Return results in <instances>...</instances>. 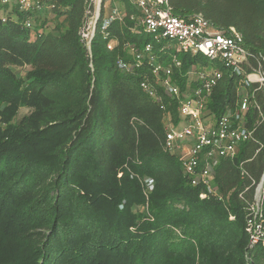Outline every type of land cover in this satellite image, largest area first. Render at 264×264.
<instances>
[{"label":"trees","instance_id":"obj_1","mask_svg":"<svg viewBox=\"0 0 264 264\" xmlns=\"http://www.w3.org/2000/svg\"><path fill=\"white\" fill-rule=\"evenodd\" d=\"M43 2L40 13L0 17V264H264V247L246 233L249 202L240 195L251 199L253 188L239 168L259 178L264 150L254 156L249 143L220 160L217 196L192 186L165 147L168 123L183 121L179 101L160 85L155 97L142 89L153 78L148 62L127 73L118 66L132 61L129 45L141 49L150 37L132 34L128 19L106 39L98 29L89 52L79 37L85 0ZM170 6L178 17L201 13L234 27L264 56V0ZM45 13L56 20L50 32ZM179 59L172 81L185 92L199 56ZM237 83L224 71L208 113L237 111ZM256 99L264 115V92ZM246 117L250 128L259 121L254 109ZM255 136L264 143V121Z\"/></svg>","mask_w":264,"mask_h":264},{"label":"built area","instance_id":"obj_2","mask_svg":"<svg viewBox=\"0 0 264 264\" xmlns=\"http://www.w3.org/2000/svg\"><path fill=\"white\" fill-rule=\"evenodd\" d=\"M124 1L131 6L127 8ZM17 9L31 14L45 9L43 0H0V17L5 22ZM33 17V16H32ZM132 23V34H146L150 41L141 49L129 45L132 61L120 60L119 68L131 72L148 62L152 80H144L141 87L150 96H156V85L179 101L178 112L183 121L174 126L168 123L165 147L176 153L183 152L181 158L184 172L192 186H203L209 194L218 195L213 184L215 169L220 160H234L239 149L249 143L256 144L257 156L264 150V143L255 136L256 128L264 121V115L256 99L258 91L264 92V56L247 47L243 35L234 27L218 28L205 19L201 13L186 18L173 14L170 0H85V18L79 30L81 42L91 52V45L99 29L108 38V29L113 23ZM26 26H33L32 19ZM164 42L173 46L163 45ZM116 45L110 41V50ZM161 46V47H157ZM173 51L171 55L168 51ZM180 54L191 57L203 56L215 67L206 64L201 69L192 65L186 72L187 91L182 92L172 81L175 69L182 68ZM162 56L166 58L162 59ZM227 71L238 80L239 101L237 111L227 109L220 117L208 113L207 103ZM257 110L259 121L253 127L247 126L246 115ZM188 145L184 146L186 142ZM250 159L248 161H251ZM239 168L253 188V196L248 203L246 233L252 245L264 247V159L259 178L250 176L240 163ZM201 198H206L202 194Z\"/></svg>","mask_w":264,"mask_h":264},{"label":"rangeland","instance_id":"obj_3","mask_svg":"<svg viewBox=\"0 0 264 264\" xmlns=\"http://www.w3.org/2000/svg\"><path fill=\"white\" fill-rule=\"evenodd\" d=\"M124 4L126 5L127 8L131 9V6H130V4L128 2L124 1ZM45 16L47 18L45 32H50V31H52L54 29V27L56 25V20H55V17H54L53 14L45 13ZM163 45H165V46H168V45L173 46V43L164 42ZM157 47H161V46L157 45ZM173 51L174 50L168 51V54L171 55L173 53ZM206 64L208 65L209 69H212L213 67H215V65L212 62L208 61L205 57L199 56V61L196 64L197 67L201 69ZM28 70H29L28 67L20 68V69H17V72L22 74V75H24ZM188 143H190V141L186 142L184 146L188 145ZM176 154L178 155V157H180V159L183 158V156H184L183 152L178 151V150H177Z\"/></svg>","mask_w":264,"mask_h":264}]
</instances>
